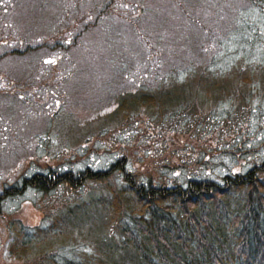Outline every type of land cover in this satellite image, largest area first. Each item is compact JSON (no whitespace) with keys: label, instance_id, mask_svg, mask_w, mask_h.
<instances>
[{"label":"trees","instance_id":"16d2710c","mask_svg":"<svg viewBox=\"0 0 264 264\" xmlns=\"http://www.w3.org/2000/svg\"><path fill=\"white\" fill-rule=\"evenodd\" d=\"M165 2L201 29L200 50L192 31L181 39L173 33L171 41L166 17L154 14L160 5L146 0H0V82L8 85L53 77L45 67L55 61L64 63L62 75L69 78L72 50L88 49L87 36L107 42L113 19L125 23L107 42L118 48L108 61L116 68L110 83L96 86L98 110L107 112L96 111L82 126L48 120L47 130L78 147L79 156L64 169L45 161L40 170L29 166L0 185V215L23 199L43 215L37 226L9 218L10 260L264 264V0H242L231 17L222 0H203V8L201 0ZM208 7L220 8L207 13L206 24L201 14ZM131 35L141 46L137 53L125 42ZM8 60L22 63V72L2 71ZM140 114L158 130L205 132L200 145L209 146L208 157L198 154L195 164L183 166L155 159L144 170V157L132 150L138 138L117 129L128 130ZM114 142L122 146L116 155Z\"/></svg>","mask_w":264,"mask_h":264},{"label":"rangeland","instance_id":"374dc122","mask_svg":"<svg viewBox=\"0 0 264 264\" xmlns=\"http://www.w3.org/2000/svg\"><path fill=\"white\" fill-rule=\"evenodd\" d=\"M146 1L151 5H160V7H154L157 11L154 14L156 18L161 20L162 17H166L162 22L166 25L165 27L169 32L167 37L170 36L171 41L174 39L173 33L177 38L181 39V35L192 31V33L195 32V37L197 38L195 50H200L199 46L204 40V36L201 35V29L193 24L188 25L184 20H180L181 15L177 12L178 7L175 3L169 5V3L165 2L166 0ZM155 1H159V3ZM169 1L170 3L172 2V0ZM241 1L230 0V5H228L225 0H222L229 10L227 11L229 17H231V13ZM201 2L200 8H203L204 2L203 0ZM20 5H22V2ZM219 8L208 7L204 10L201 17L204 18L206 24L210 18L208 14L212 17ZM146 17L149 20L150 16L146 15ZM224 22L227 21L225 20ZM135 24L136 26H141L138 22ZM170 25L173 26V30L169 28ZM110 26L112 29L109 31L110 34H107L108 41L110 37L119 34L117 30L125 31V23L121 21L113 19ZM228 26L227 22L226 27ZM204 29L207 28L204 26ZM142 34L144 33L140 32L139 36ZM152 37L159 39L157 34H153ZM96 41L97 39L93 40L92 37L87 36L88 49L72 50L68 54L67 59L73 65H69L70 77L67 79L62 75L66 70V68H62L65 66L64 63L55 61L51 67L45 65V68L50 72L49 75L53 77L48 79L38 78L34 81L35 85H33V80H30L28 85H23L24 87L15 84L8 85L6 80H1L0 90H10V92L0 91V185L3 182H13L19 178L18 176L22 172L28 173L27 169L29 166H31V170L34 168L40 170L41 168L38 166H43L42 162L45 161L64 169L79 156L78 147L63 145L62 138L54 134L56 130H50L51 128L47 130V127L50 120L54 122L61 117L65 122L73 119V122L82 126L95 118L96 111L102 112V115L107 112V110L104 111L103 109L98 110L96 86L98 83H101V85L106 82L110 83V79L107 76L110 72L113 74V70L116 68L108 61L110 56L116 59L118 48L116 51L115 48L107 44L108 41L95 43ZM161 41L166 45L169 44L164 39H161ZM125 42L131 45L134 52L141 51L139 41L137 38H133V35L126 39ZM176 48L183 49L179 43L176 44ZM185 50L187 54L195 56L188 47ZM111 62L113 63V61ZM23 66L22 63L18 64L15 61L8 60L3 62L1 69L4 72L16 75L22 72ZM83 67L88 69L83 70ZM83 83L84 85H82ZM126 87L127 85L125 86L124 84V88ZM9 94L13 96H9ZM94 124V127L97 126L96 123ZM71 125H74L72 126L74 130H78V126L72 123ZM128 128L127 130V127L123 125L117 129H120L122 134L132 133L138 138L132 150L141 152L144 157V170L150 169L149 165L151 164L152 166L155 163L153 162L155 159H162L163 162L169 160L171 163L183 166L189 163L195 164L198 154H203L205 158L208 157L203 151L209 146L200 145L205 141V132L202 137L195 131L190 133L172 126H164L158 130V128L150 126L146 116L142 114L136 117ZM218 131L219 128L214 130V133L217 134ZM95 139L96 137L94 136L93 141ZM54 147H56L57 151L60 149L61 151L55 153L53 151ZM85 147L87 148L88 146ZM74 148H77V150L73 152L72 149ZM120 148L122 146L114 142L111 154L116 155ZM129 150L133 152L131 149L127 151L130 152ZM61 158L63 159L60 162ZM89 159L91 160L89 162L95 163L94 159ZM136 163H139V160ZM136 166L138 165L136 164ZM141 168L143 169L142 166ZM42 216V213L33 208L32 204L26 199L15 202L14 205L7 208L5 214L0 215V264H21L15 260H10L7 256L8 233L6 231V223L9 218L19 219L24 225L37 226Z\"/></svg>","mask_w":264,"mask_h":264}]
</instances>
